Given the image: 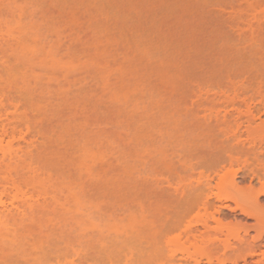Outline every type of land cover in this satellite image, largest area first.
<instances>
[{"label":"rangeland","instance_id":"rangeland-1","mask_svg":"<svg viewBox=\"0 0 264 264\" xmlns=\"http://www.w3.org/2000/svg\"><path fill=\"white\" fill-rule=\"evenodd\" d=\"M228 1L0 0V264H219L207 242L264 236V1Z\"/></svg>","mask_w":264,"mask_h":264},{"label":"bare ground","instance_id":"bare-ground-1","mask_svg":"<svg viewBox=\"0 0 264 264\" xmlns=\"http://www.w3.org/2000/svg\"><path fill=\"white\" fill-rule=\"evenodd\" d=\"M221 1V0H220ZM230 1V0H229ZM228 1V2H229ZM237 1V0H236ZM241 1V0H240ZM240 1H239V3H240ZM243 1H245V0H243ZM243 1H241L242 3H243ZM253 1V0H252ZM264 1V0H263ZM262 1V2H263ZM224 2H225V0H224ZM232 2V1H231ZM251 2V1H250ZM259 2V1H258ZM223 3V2H222ZM226 3V2H225ZM225 3H223L224 5H225ZM236 4H237V2H235ZM238 3V4H239ZM247 3H249V0H248V2ZM255 3V2H254ZM228 4V3H227ZM250 4V3H249ZM251 4H253V3H251ZM264 4V3H263ZM263 4H262V7H264L263 6ZM239 5H241V4H239ZM255 5H257V4H255ZM226 6V5H225ZM227 6H229V5H227ZM233 6V5H232ZM250 6V5H249ZM253 5H251V7H252ZM230 7V6H229ZM246 7H247V4H246ZM261 7V8H262ZM201 8V7H200ZM216 8V7H215ZM235 8V7H234ZM260 8V7H259ZM228 9V8H227ZM231 9V8H230ZM247 9H249V8H247ZM246 8H245V10H247ZM251 9V8H250ZM248 10V11H251V10ZM213 10V9H212ZM232 10V9H231ZM237 11V9H234L233 11L234 12H236ZM254 11H255V8L253 9ZM256 10H257V8H256ZM203 11V10H202ZM244 11V10H243ZM248 11H246V12H248ZM254 11H253V13H254ZM257 11H259V10H257ZM257 11H256V13H257ZM226 12V11H225ZM241 12V11H240ZM245 12V13H246ZM261 13H263L262 12V10L260 11ZM259 12V13H260ZM239 13V12H238ZM207 14V13H206ZM240 14V13H239ZM242 14V13H241ZM248 14H251V12L250 13H248ZM243 15V14H242ZM253 15V14H252ZM252 15H249V16H251L252 17ZM260 15H262V14H260ZM191 16V15H190ZM246 15H244V17H245ZM256 16V15H255ZM232 17V16H231ZM242 17V16H241ZM248 17V16H247ZM246 17V19H249L250 20V18H247ZM260 17V16H259ZM263 17H264V15H263ZM230 18V17H229ZM233 18V17H232ZM235 18V17H234ZM238 18H240V17H238ZM253 18V17H252ZM254 18H256V17H254ZM253 18V19H254ZM258 18V17H257ZM256 18V19H257ZM262 18V17H261ZM241 19V18H240ZM250 20V21H255V19L254 20ZM259 20H261L260 18H258ZM263 19V18H262ZM235 20H237L236 18H235ZM248 21V20H247ZM263 21H264V19H263ZM237 22H239V24L241 23V20H239V21H237ZM236 22V23H237ZM257 24V23H256ZM243 25V24H242ZM250 25L251 24H248V28L250 27ZM260 25V24H259ZM236 27V26H235ZM255 29H258V28H255ZM237 30V29H236ZM240 30V29H239ZM238 30V31H239ZM243 30V29H242ZM244 30H246L247 31V27H246V29H244ZM252 30H253V28L251 29V32H252ZM258 31V30H257ZM255 32V31H254ZM242 33V32H241ZM250 33V32H249ZM253 33V32H252ZM252 33H251V35H252ZM259 34V33H258ZM257 34V35H258ZM238 35V34H237ZM250 35V36H251ZM256 35V34H255ZM254 37V36H253ZM244 38V37H243ZM246 38H247V36H246ZM251 38V37H250ZM244 40V39H243ZM254 42V41H253ZM255 43V42H254ZM254 45V44H253ZM252 45V46H253ZM250 48V47H249ZM253 48V47H252ZM264 49V48H263ZM256 50V49H255ZM259 94V93H258ZM3 96V95H2ZM260 96V95H259ZM4 98V97H3ZM264 98V97H263ZM0 100H1V98H0ZM3 102V101H2ZM262 102L264 103V100H262ZM261 102V104H263ZM2 104V103H1ZM1 106H3V105H1ZM246 108V107H245ZM247 109H249V108H247ZM264 109V108H263ZM258 110V109H257ZM248 112H249V110H248ZM255 112V111H254ZM239 113H240V111H239ZM260 113V112H259ZM9 114V113H8ZM4 115V114H3ZM254 117V116H253ZM252 117V118H253ZM1 118H3L1 115H0V120H1V124H4L2 121H3V119H1ZM5 119V118H4ZM240 119V118H239ZM248 121V120H247ZM264 123V122H263ZM0 124V125H1ZM238 124V123H237ZM247 124H248V122H247ZM249 125V124H248ZM239 126V125H238ZM244 126V125H243ZM250 126V125H249ZM5 127H7L6 126V124H4V125H2V129L0 130L1 132H2V134L4 135V136H8L7 134H8V132H7V130L5 129ZM240 127V126H239ZM238 127V128H239ZM13 129V128H12ZM259 129V128H258ZM242 133V132H241ZM12 135V134H11ZM235 140V139H234ZM246 140H244V142H245ZM9 143V142H8ZM246 143H247V141H246ZM10 144V143H9ZM264 144V143H263ZM248 145V144H247ZM262 145V144H261ZM1 146V145H0ZM1 148V147H0ZM3 149V148H2ZM2 149H1V151H2ZM8 150V149H7ZM254 150V149H253ZM8 152V151H7ZM1 153V152H0ZM2 153H3V155H2V157L0 158V173H2L1 175H2V183L4 184V187L3 188H5V189H7L6 191V194H8V192L14 187L15 188V185H13L12 184V187L10 186L11 185V181H12V183L14 182L13 180H12V177H11V175H10V172H9V169H8V167H6V166H4V161H5V156H6V152H4V151H2ZM237 163V162H236ZM264 170V169H263ZM264 172V171H263ZM1 175H0V179H1ZM200 176V175H199ZM225 176H227V175H225ZM225 176H224V178H223V176L222 177H220V179H218V180H221V181H219V182H217L218 183V185L217 186H221L222 184H220V183H222V181L225 179ZM257 178V177H256ZM202 179V178H201ZM258 179V183H260V187H261V189H260V191H259V195H264V183H263V181L262 180H259V178H257ZM23 180L24 179H22V182H23ZM205 180V179H204ZM228 180H229V177H228ZM227 180L225 179V182L223 183L224 184V186H226L225 184H227L229 187H231L234 183H235V180H234V176H232L231 177V180H229V182H226ZM262 181V182H261ZM200 182V181H199ZM205 182V181H204ZM1 183V182H0ZM25 183V182H24ZM197 184H199V183H197ZM200 184H201V182H200ZM204 184H208L207 182H205ZM231 184V185H230ZM1 186V185H0ZM203 185H201V187H202ZM208 186V185H207ZM219 186V187H220ZM223 186V187H224ZM235 185H233L232 187H234ZM25 187V186H24ZM204 187V186H203ZM216 187V186H215ZM219 187H217V188H219ZM222 187V186H221ZM220 187V188H221ZM219 188V189H220ZM4 189V190H5ZM20 189V188H19ZM4 190H3V192H4ZM17 190V189H16ZM208 190V189H207ZM18 191V190H17ZM21 192V191H20ZM0 195H1V193H0ZM3 195H4V193H3ZM13 195V194H12ZM12 195L10 196V197H12ZM2 196V195H1ZM4 196H6V195H4ZM15 196V195H14ZM26 196V195H25ZM226 198V200L227 199H229V200H231V201H233V203L234 204H236V201L235 200H232V198L230 199V198H227V197H225ZM224 199V198H223ZM44 200V199H43ZM36 202V201H35ZM47 204V203H46ZM207 204V203H206ZM39 206V205H38ZM240 207V209H239V211H240V213H243L244 215H246V216H249V217H251V218H254L255 219V221L256 222H259V221H261L260 219H258L257 217H255V216H251L250 215V213H248V211H246L243 207H241L240 205H238L237 204V208H239ZM234 210V209H233ZM233 212V211H232ZM213 217V216H212ZM213 219V218H212ZM215 220V219H214ZM220 222V221H219ZM213 223H215L216 224V226H217V222H213ZM219 226H218V231H219V229L221 228V227H223V226H221V224L219 223L218 224ZM206 227H209L208 225L206 226V224L204 225V228H206ZM220 227V228H219ZM224 228V227H223ZM229 228V227H228ZM228 228H224L225 229V232H227V231H230ZM217 230V229H216ZM223 229H221V231H222ZM190 231H192V230H190ZM198 231V230H197ZM195 232H196V230H195ZM224 232V233H225ZM231 233H232V231H230ZM194 233V232H193ZM192 233V234H193ZM231 233H229L228 232V234H227V236H226V234H223V235H225L226 237H230L231 235H235V234H231ZM222 234V233H221ZM230 234V235H229ZM191 235V234H190ZM208 235V234H207ZM223 235H221V236H223ZM211 236V235H210ZM238 236V235H237ZM236 236V237H237ZM224 237V236H223ZM234 237V236H233ZM239 237V236H238ZM195 238V237H194ZM193 238V239H194ZM229 239V238H228ZM227 238L226 239H221V241H218L217 239H214L215 240V243H216V241H218L217 243H218V245L216 244H214V243H210V242H207L209 245H208V247L210 248V247H212V248H210L211 249V251L213 250V251H215V253L217 254L218 253V255H221L220 257L222 258V259H217V263H219V264H239V263H242V264H264V236H263V234L261 233V234H259L258 236H256V237H254L250 242H248V243H246V241L244 242V240H240V238L238 239V238H233V239H236L234 242H236V243H231L230 242V240H228ZM206 239H204V241H205ZM212 240V239H211ZM195 242H191L190 243V245L188 244V247H186L187 248V251H188V248H191V249H193V250H200L201 248H199L198 247V244L196 243L197 242V240H194ZM233 241V240H232ZM202 242H203V240H202ZM206 243V242H205ZM206 243V244H207ZM202 245H203V243H202ZM180 250H181V248H180ZM184 250H186V249H184ZM183 250V251H184ZM190 250V249H189ZM182 251V250H181ZM192 251V250H191ZM205 251H207V250H205ZM195 252V251H194ZM188 253V252H187ZM206 253H208V251L206 252ZM209 253H214V252H209ZM209 253H208V255H209ZM219 253H221V254H219ZM227 253H230V257H226L227 256ZM210 254V255H211ZM207 255V254H206ZM220 257H218V258H220ZM255 257V259L253 260V261H250V262H247V258H250V260H252L253 258ZM206 258H207V262L209 263L210 262V264H212V261H210L211 259H212V257L210 256V257H208V256H206ZM208 258H210V259H208ZM184 259V258H183ZM180 261H181V259H180ZM184 262V261H183ZM181 264V263H180ZM186 264V263H185Z\"/></svg>","mask_w":264,"mask_h":264}]
</instances>
